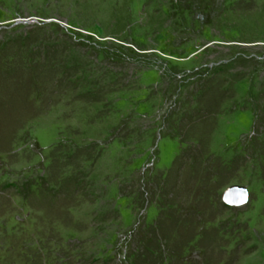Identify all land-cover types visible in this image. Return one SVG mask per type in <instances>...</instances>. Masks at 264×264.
I'll use <instances>...</instances> for the list:
<instances>
[{
    "label": "rangeland",
    "instance_id": "rangeland-1",
    "mask_svg": "<svg viewBox=\"0 0 264 264\" xmlns=\"http://www.w3.org/2000/svg\"><path fill=\"white\" fill-rule=\"evenodd\" d=\"M134 251L264 264V0H0V264Z\"/></svg>",
    "mask_w": 264,
    "mask_h": 264
},
{
    "label": "water",
    "instance_id": "water-1",
    "mask_svg": "<svg viewBox=\"0 0 264 264\" xmlns=\"http://www.w3.org/2000/svg\"><path fill=\"white\" fill-rule=\"evenodd\" d=\"M34 21L36 18L30 19H18L17 21ZM48 21V20H47ZM248 189L242 184H230L228 185L221 194V200L224 204L228 206H241L248 201Z\"/></svg>",
    "mask_w": 264,
    "mask_h": 264
},
{
    "label": "trees",
    "instance_id": "trees-1",
    "mask_svg": "<svg viewBox=\"0 0 264 264\" xmlns=\"http://www.w3.org/2000/svg\"><path fill=\"white\" fill-rule=\"evenodd\" d=\"M74 67V66H73ZM79 69H80V67H79ZM84 74V72L82 71H80V73H79V75H83ZM78 75V74H77ZM81 78V77H80ZM95 84V83H94ZM98 84V83H97ZM98 90H99V88H94V90H86V92L84 93V94H89L91 97H93V98H96V97H98V94L100 93V92H98ZM89 92V93H88ZM128 118V117H127ZM126 118V119H127ZM255 155H252V158H255L254 157ZM246 157H247V155H246ZM204 161V160H203ZM203 161H202V163H203ZM44 182H46L44 179H42L41 180V184H43ZM40 184V188L39 189H43V187H42V185ZM11 185H14V184H11ZM18 189H20L19 190V194H22L24 197H25V194H28L27 192V190H26V188L25 187H22V188H18ZM29 194H30V192H29ZM226 205V204H225ZM227 206V205H226ZM129 238H132V236H129ZM136 252L134 251V252H130V253H128V255L127 256H124L123 258H126V263L127 264H137L136 263V260L138 259V257H140V255L139 254H135ZM160 257V256H159ZM58 261H57V264H63V263H65V260L64 261H62L63 260V258H62V256H58ZM116 261V259H112L111 261L113 262V261ZM149 260V259H148ZM164 261H166V259L165 260H163L162 261V259L160 258V262L159 263H154V264H165L164 263ZM119 262L120 263H115V264H126V263H123V260H120L119 259ZM168 263L169 264H173V259L171 260L170 259V261L168 260ZM114 264V263H113ZM146 264H148V263H146ZM149 264H152V263H149Z\"/></svg>",
    "mask_w": 264,
    "mask_h": 264
}]
</instances>
